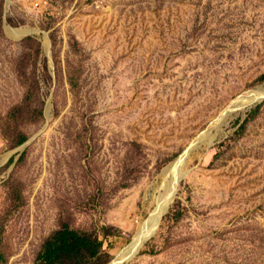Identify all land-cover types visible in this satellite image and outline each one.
Returning <instances> with one entry per match:
<instances>
[{
  "label": "rangeland",
  "instance_id": "374dc122",
  "mask_svg": "<svg viewBox=\"0 0 264 264\" xmlns=\"http://www.w3.org/2000/svg\"><path fill=\"white\" fill-rule=\"evenodd\" d=\"M170 180L118 264H264V0H0V264H108Z\"/></svg>",
  "mask_w": 264,
  "mask_h": 264
},
{
  "label": "trees",
  "instance_id": "16d2710c",
  "mask_svg": "<svg viewBox=\"0 0 264 264\" xmlns=\"http://www.w3.org/2000/svg\"><path fill=\"white\" fill-rule=\"evenodd\" d=\"M104 254L97 234L63 224L44 240L34 264H101Z\"/></svg>",
  "mask_w": 264,
  "mask_h": 264
},
{
  "label": "bare ground",
  "instance_id": "6f19581e",
  "mask_svg": "<svg viewBox=\"0 0 264 264\" xmlns=\"http://www.w3.org/2000/svg\"><path fill=\"white\" fill-rule=\"evenodd\" d=\"M12 31V30H11ZM14 32V31H13ZM12 32V33H13ZM260 91V90H259ZM258 91V92H259ZM253 92V91H252ZM255 92V91H254ZM249 95V94H248ZM251 95H252V93H251ZM246 96V95H245ZM251 98H254V96H251ZM241 99H243V100H249L250 98L248 97H241ZM187 152V151H186ZM184 154V153H183ZM186 155V154H185ZM178 159V158H177ZM177 159H175L167 168L168 169H173V165H174V162L177 160ZM167 168H166V171H167ZM170 188L167 190V194H166V196H165V198L163 199V201L162 202H158L157 203V206H156V208L151 212V221L150 222H148V224H147V226H146V228H145V226L143 227V229H142V231H140V233L139 234H135V236L133 237V239H132V242H131V244L130 245H140L141 244V242L148 236V234L151 232V230L155 227V221H156V219H157V213H156V209H157V207H161V209H164L165 207H166V205H168L167 203H168V201H169V197H167L168 195H170ZM165 211V210H164ZM160 217V216H159ZM152 218H154V221H152ZM155 229V228H154ZM133 248H132V246H128L127 248H124V249H121V250H119L118 252H117V256H116V258L115 259H113V260H111L108 264H114V261L117 259V258H123V257H126V255L128 254V252H130V251H133L132 250ZM121 262V261H120ZM119 263V262H118ZM117 263V264H118Z\"/></svg>",
  "mask_w": 264,
  "mask_h": 264
},
{
  "label": "water",
  "instance_id": "95a60500",
  "mask_svg": "<svg viewBox=\"0 0 264 264\" xmlns=\"http://www.w3.org/2000/svg\"><path fill=\"white\" fill-rule=\"evenodd\" d=\"M181 158H182V156L179 157V158L174 162L173 169H168V168H167V171H166V172L168 173V172L174 170V169L177 167L178 163L180 162ZM169 187H170V189H171L170 191H173V190H174V187H175V180H170V182H169ZM164 209H165V208H164ZM164 209H161V207H157V209L155 210L156 213L158 214V215H157V219H156V221H155L156 223L154 224L155 226L157 225V222H158V218H159L160 213H161ZM151 216H152V215L150 214L149 217H148V219L146 220V222H145V224H144L145 228H146L148 222L151 221ZM152 221H154V218H152ZM141 231H142V230H141ZM139 233H140V231H139L137 234H139ZM129 246H132V248H133L132 250H133V251L128 252V254L126 255V257H123V258H117V259L114 261V264H117L118 262H120V261L124 260L125 258L131 256V255L136 251V249L138 248L139 245H129ZM126 248H127V247H126Z\"/></svg>",
  "mask_w": 264,
  "mask_h": 264
}]
</instances>
